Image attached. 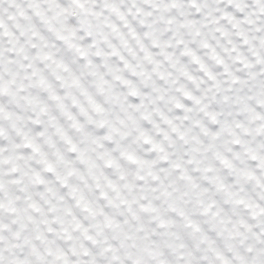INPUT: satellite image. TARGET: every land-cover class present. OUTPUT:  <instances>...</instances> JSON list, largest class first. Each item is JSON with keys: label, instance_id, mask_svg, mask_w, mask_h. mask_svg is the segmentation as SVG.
<instances>
[{"label": "snow or ice", "instance_id": "1", "mask_svg": "<svg viewBox=\"0 0 264 264\" xmlns=\"http://www.w3.org/2000/svg\"><path fill=\"white\" fill-rule=\"evenodd\" d=\"M0 264H264V0H0Z\"/></svg>", "mask_w": 264, "mask_h": 264}]
</instances>
